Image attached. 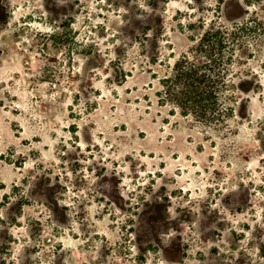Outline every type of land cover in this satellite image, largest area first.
I'll return each mask as SVG.
<instances>
[{
  "label": "rangeland",
  "instance_id": "374dc122",
  "mask_svg": "<svg viewBox=\"0 0 264 264\" xmlns=\"http://www.w3.org/2000/svg\"><path fill=\"white\" fill-rule=\"evenodd\" d=\"M0 264H264V0H0Z\"/></svg>",
  "mask_w": 264,
  "mask_h": 264
},
{
  "label": "trees",
  "instance_id": "16d2710c",
  "mask_svg": "<svg viewBox=\"0 0 264 264\" xmlns=\"http://www.w3.org/2000/svg\"><path fill=\"white\" fill-rule=\"evenodd\" d=\"M216 38L211 48L200 45L198 53L205 57L202 62L191 61L185 56L176 63L172 77L167 80L169 99L184 112L193 113L202 120L212 118L219 111V91L227 82L222 38Z\"/></svg>",
  "mask_w": 264,
  "mask_h": 264
}]
</instances>
